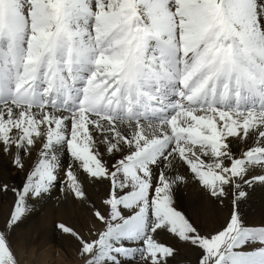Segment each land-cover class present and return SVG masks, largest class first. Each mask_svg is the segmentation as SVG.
Listing matches in <instances>:
<instances>
[{
    "label": "snow or ice",
    "instance_id": "6c2138e0",
    "mask_svg": "<svg viewBox=\"0 0 264 264\" xmlns=\"http://www.w3.org/2000/svg\"><path fill=\"white\" fill-rule=\"evenodd\" d=\"M70 202L65 264H264V0H0V264Z\"/></svg>",
    "mask_w": 264,
    "mask_h": 264
},
{
    "label": "bare ground",
    "instance_id": "6f19581e",
    "mask_svg": "<svg viewBox=\"0 0 264 264\" xmlns=\"http://www.w3.org/2000/svg\"><path fill=\"white\" fill-rule=\"evenodd\" d=\"M18 182V181H17ZM182 200L185 204L193 205L199 203V191L194 186H189L181 193ZM87 209L78 203H68L56 207L50 205L45 209L46 220L40 224L38 230L31 233L29 239L30 248L36 249L35 256H29L28 259L34 264H65V256L61 251V245L66 244L58 236V230L55 223L65 221L76 226H80L82 218L85 216ZM54 248H57L58 257H54Z\"/></svg>",
    "mask_w": 264,
    "mask_h": 264
},
{
    "label": "rangeland",
    "instance_id": "374dc122",
    "mask_svg": "<svg viewBox=\"0 0 264 264\" xmlns=\"http://www.w3.org/2000/svg\"><path fill=\"white\" fill-rule=\"evenodd\" d=\"M48 209H49V207H48ZM54 251H55V253H54L53 255H54V257H56V258H57V257H58V255H59V254L57 253V248H54Z\"/></svg>",
    "mask_w": 264,
    "mask_h": 264
}]
</instances>
